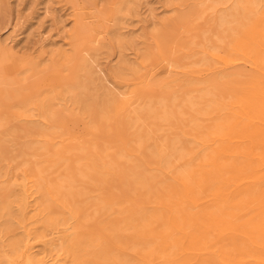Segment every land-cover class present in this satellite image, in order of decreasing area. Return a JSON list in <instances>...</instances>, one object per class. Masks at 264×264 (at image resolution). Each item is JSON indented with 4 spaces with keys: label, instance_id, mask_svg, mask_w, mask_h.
<instances>
[{
    "label": "bare ground",
    "instance_id": "1",
    "mask_svg": "<svg viewBox=\"0 0 264 264\" xmlns=\"http://www.w3.org/2000/svg\"><path fill=\"white\" fill-rule=\"evenodd\" d=\"M125 2L131 0L118 3L113 11L116 24L122 12L119 4ZM208 5L214 42L201 35L194 45L204 61H213L209 78L201 81L203 89L192 85L170 49L162 59L172 79L168 77L161 97L150 100L144 112L153 132L166 121L172 134L189 136L196 146L180 145L172 153L167 146L145 154L123 119L110 129L112 144L100 151L72 152L43 134L38 137L45 144L32 149L35 154L23 148L21 156L28 151L33 158H44L43 163L54 158L49 168L62 173L56 182L50 176L40 178L46 171L39 165L25 170L20 211L30 207L39 217L44 212L39 199L45 197L68 210L73 220L52 225V234L61 240L53 246L56 255L36 259V264H82L75 255L82 243L94 249L91 264H264V0H210ZM76 27L86 30L79 17ZM87 74L79 60L64 96L41 97L13 115V121L23 123L21 116L37 114L49 124L56 115L50 105H62L65 94L83 104L81 97L91 83L82 81ZM171 87L179 89V99L170 97ZM186 93L194 95L186 99ZM96 98H85L86 111L72 103L75 108L68 112L88 132L103 130L108 122L98 113ZM112 102L118 113L119 102ZM125 156L133 161H125ZM89 183L98 190L94 202L86 191ZM92 208L104 212L107 221L101 225L88 220ZM17 242L10 246L11 254L31 262L32 247ZM60 251L69 256L61 258Z\"/></svg>",
    "mask_w": 264,
    "mask_h": 264
},
{
    "label": "rangeland",
    "instance_id": "2",
    "mask_svg": "<svg viewBox=\"0 0 264 264\" xmlns=\"http://www.w3.org/2000/svg\"><path fill=\"white\" fill-rule=\"evenodd\" d=\"M118 1L0 0V264H36V259L55 256L53 246L61 240L58 234H52V225L62 220L73 221L68 210L49 203L45 197L39 199L44 210L39 217L30 207L25 212L20 211V184L25 170L39 165L46 171L39 177L50 176L56 182L62 173L49 168L54 164V158L43 163L44 158H39V152L34 158L28 151L30 156L26 152L21 156L23 148L39 150L45 144L43 140L50 139L51 143L64 145L72 152L81 153L85 148L100 151L112 144H108L112 140L110 129L123 119L132 126L130 131L136 135L135 142L140 143L145 154L165 150L167 146V153H172L180 145H197L193 138L180 132L172 134L166 121L160 122L158 130L153 132L155 127L147 126L144 112L148 105L151 107L150 100L161 97L168 77L172 79V74L164 72L167 61L162 59L170 49L178 57L175 63L183 68L181 71L189 73L192 85L198 90L203 89L201 81L209 78L213 61H204L205 57L194 45L201 35L214 42L210 31V0H131L129 4H119L122 12L116 24L112 14L124 0ZM197 8L195 14L193 10ZM146 16H150L148 22H144ZM77 17L86 30L76 27ZM94 39L98 42L93 43ZM79 60L84 61L88 69L82 81L91 82L87 83L81 97L84 105L74 103L73 95L65 94L62 105L58 101L50 105L56 115L49 124L42 123L38 116L35 117L37 114L21 116L23 123L13 121V115L20 114L24 106L28 107L41 97L64 96L65 87L68 88L74 79ZM178 90L171 87L170 97L179 99ZM192 95L186 93L185 98ZM95 96L98 104L95 107L108 122L103 130L88 132L68 112L75 106L86 111L85 98ZM112 101L119 102L118 113L114 111ZM175 103L178 108L177 101ZM200 108L208 109L206 105ZM41 134L44 139L38 137ZM124 159L133 161L126 156ZM85 187L89 201L94 202L98 190L91 183ZM87 215L88 220L101 225L107 221L106 214L96 212L94 208ZM16 241L18 246L28 244L32 247L30 253L34 259L31 262L25 263L19 254H11L10 246ZM93 250L82 243L75 255L82 264H91ZM58 254L63 259L69 256L62 251Z\"/></svg>",
    "mask_w": 264,
    "mask_h": 264
}]
</instances>
